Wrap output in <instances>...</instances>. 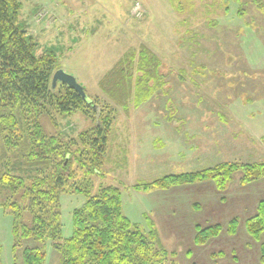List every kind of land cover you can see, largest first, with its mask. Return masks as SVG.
Listing matches in <instances>:
<instances>
[{
	"label": "rangeland",
	"instance_id": "1",
	"mask_svg": "<svg viewBox=\"0 0 264 264\" xmlns=\"http://www.w3.org/2000/svg\"><path fill=\"white\" fill-rule=\"evenodd\" d=\"M19 1L20 16L30 12L33 5L47 8L59 2ZM62 1L64 9L60 6L59 10L63 12L58 11L59 16L53 13L50 28L52 34L61 28L68 35L64 22L71 14L66 6L71 0ZM76 1L85 8L86 0ZM100 2L107 10L122 13L129 0H114V6ZM136 2L149 13H133L135 19L143 20L138 29L130 32L136 34L129 43L141 40L150 47L143 44L135 48L136 57L129 70L117 67L123 55L111 69H85L80 67L87 62L77 63L76 58L73 61L75 49L58 50L61 55L53 51L58 57L57 68L77 77L89 97L117 109L102 168L104 175H93V193L106 184L120 186L125 214L145 233L150 230V221L154 222L158 240L168 251L166 264H264L260 256L264 232L255 239L245 226L247 218L256 213L258 201L264 198V178L243 185L241 172H236L226 191H219L212 180L147 190L134 187L224 161H264V0ZM105 8L95 5L93 13L99 17ZM44 11L45 8L41 10ZM96 20L95 26L103 23ZM60 23L64 26L60 27ZM174 27L176 36L171 33ZM87 32L98 35L89 39L87 52H101L94 54L102 56V63L94 64L101 68L113 57L109 54H115L120 46L126 47L123 34L117 40L104 36L111 30ZM115 32L124 33L118 28ZM140 50L148 58L155 54L159 64L152 59L145 62L141 53L136 55ZM140 61L142 70L138 68ZM116 81L122 82L118 88ZM232 112L239 117H229ZM39 121L47 134H59L65 139L77 137L99 123L82 111L55 110L40 114ZM151 129L156 131L152 134ZM85 202L83 193L61 194L63 237L73 234V211ZM24 212V220L30 222V214ZM235 217L239 219L238 229L230 234L229 222ZM216 223L222 225V231L206 244H197V229ZM24 246L25 241L14 249L13 215L0 207V264H24ZM59 259L49 244L45 264H59Z\"/></svg>",
	"mask_w": 264,
	"mask_h": 264
},
{
	"label": "trees",
	"instance_id": "2",
	"mask_svg": "<svg viewBox=\"0 0 264 264\" xmlns=\"http://www.w3.org/2000/svg\"><path fill=\"white\" fill-rule=\"evenodd\" d=\"M21 9L19 0H0V207L13 215L14 249L25 241L24 264H45L49 244L59 254V264H166L168 251L158 240L154 222L150 221V230L145 233L125 214L120 186L106 184L93 193V175H104L117 109L102 100V104L95 98L86 100L61 82L53 88L58 57L53 51L37 53L34 37L20 21ZM141 50L136 55L141 53L145 62L152 59L159 64L155 54L148 58ZM134 53L137 51L123 55L117 64L119 70H129ZM138 68H143L141 61ZM121 84L118 81L116 87ZM53 110L82 111L99 123L70 139L49 135L39 115ZM239 171L243 185L264 178V161H224L134 187L147 190L212 180L219 191H226ZM63 193L86 196L84 206L73 211V234L67 238L61 222ZM25 210L30 222L24 220ZM238 225L239 219L233 218L228 232L235 234ZM245 226L253 238H260L264 198ZM221 231L220 223L199 227L194 240L206 244ZM260 253L264 263V241Z\"/></svg>",
	"mask_w": 264,
	"mask_h": 264
},
{
	"label": "crops",
	"instance_id": "3",
	"mask_svg": "<svg viewBox=\"0 0 264 264\" xmlns=\"http://www.w3.org/2000/svg\"><path fill=\"white\" fill-rule=\"evenodd\" d=\"M30 1L35 3L33 0H30ZM100 1L107 2V4L109 3L110 5H113V6L115 5L114 0H86L85 8H82L83 3H81V1L71 0L69 4H66V6L68 7L67 12L68 13L71 12V14L69 15L67 14L68 19L67 21L64 22V24H66L65 27L69 28L68 35H66V33H64L63 29L61 28L59 29L58 33L52 34V31L50 28L51 23L54 22L52 19L53 13H55L56 16H59L57 12L58 11H60L61 13L63 12L59 10L60 6H62V8L64 9L62 0H59V2H57L58 3L57 6H55L54 3H51V6H47V8L46 7L37 8V6L35 5L31 6V9L29 8L30 12L28 13L26 12L20 16V21L27 28L28 33L34 37L37 43V48H36L37 53H42L44 51L45 52L54 51L56 53H59L60 51L58 50H62L64 48L65 49L71 48V49H75L74 53L76 54V57H74L73 61H75V58H76L75 62L77 63H86V62L88 63V64L83 65L80 68L111 69L114 66V64L118 61V59L121 57V55H125L129 51L135 50V48H138L140 45H143V44L147 46L149 45L142 42L141 40L136 42V44L129 43V39L133 37V35L136 34V33H130V32L133 29H138L139 22L143 20V18L140 19L139 17L135 19L136 16H134L135 14L133 15L134 6L137 0H133V1L129 0L128 4L126 5L125 10L122 13L121 11L112 12L110 10H107V8H105V6H103V4ZM95 5H100L102 9L105 8L106 12L103 10L104 13L99 15V17H97L96 13H93ZM168 6L169 5L167 3V7ZM171 7L173 6L171 5ZM43 8H45V11L41 12ZM174 11L175 9L173 8V12ZM168 12H169V9H168ZM148 13H149V10L147 11L144 8L143 16ZM96 19H98L100 22H103V23L95 26L93 22L97 21ZM64 24L60 23V27L64 26ZM97 28H101V29H105L109 31L111 30L112 33H103L106 38L110 36L113 38L115 37L118 40L119 35L123 34V36H125V42H126V47L120 46L119 48H117V51L115 50V54L114 53L109 54L110 56L112 55L113 57L109 59V61L107 62L106 65L103 66V68H101L98 65H94V64L102 63V60H100L102 56L94 57V54L96 52L97 54H100L101 52L99 51H88L87 52V46H88L89 39H91L92 37L95 38L98 35L97 33H88V32L85 33V32L86 31L95 32ZM117 28L119 29V32H124V33H116L115 30ZM171 33L173 36H176L175 27L174 29H172ZM53 42H56V44L61 43L64 47L63 46L55 47ZM67 43H68V46H66ZM151 49L153 50L155 54H158L156 50H154L153 48ZM73 51L74 50H70V53H72ZM172 52L175 53V50H173ZM59 55L61 54L59 53ZM81 57H83L84 60L81 59ZM94 58L97 60V62H94ZM162 61H163L162 66H165L164 60ZM182 66L185 68L184 64H181V67ZM168 85L170 84L168 83ZM233 112L230 113L228 116L238 118L239 115H236ZM151 130H152V134L156 131L155 129H151ZM205 130H206L205 133H207L208 128L205 127ZM156 139H161V138L156 137ZM216 141L219 143H222L220 139H217Z\"/></svg>",
	"mask_w": 264,
	"mask_h": 264
},
{
	"label": "water",
	"instance_id": "4",
	"mask_svg": "<svg viewBox=\"0 0 264 264\" xmlns=\"http://www.w3.org/2000/svg\"><path fill=\"white\" fill-rule=\"evenodd\" d=\"M64 83L73 89H75L83 98L88 100L89 95L87 94L85 87L78 81L77 77L67 72L64 68H58L54 71L52 77V86L56 87L57 83Z\"/></svg>",
	"mask_w": 264,
	"mask_h": 264
},
{
	"label": "built area",
	"instance_id": "5",
	"mask_svg": "<svg viewBox=\"0 0 264 264\" xmlns=\"http://www.w3.org/2000/svg\"><path fill=\"white\" fill-rule=\"evenodd\" d=\"M142 12H143V7L139 2H137L134 7V13L136 15H140Z\"/></svg>",
	"mask_w": 264,
	"mask_h": 264
}]
</instances>
